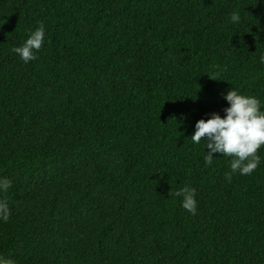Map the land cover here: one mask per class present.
<instances>
[{
    "label": "trees",
    "instance_id": "16d2710c",
    "mask_svg": "<svg viewBox=\"0 0 264 264\" xmlns=\"http://www.w3.org/2000/svg\"><path fill=\"white\" fill-rule=\"evenodd\" d=\"M41 23L25 64L12 49ZM261 55L264 0H0V255L264 264V160L229 182L231 158L190 139L231 88L264 100Z\"/></svg>",
    "mask_w": 264,
    "mask_h": 264
},
{
    "label": "clouds",
    "instance_id": "9594fccd",
    "mask_svg": "<svg viewBox=\"0 0 264 264\" xmlns=\"http://www.w3.org/2000/svg\"><path fill=\"white\" fill-rule=\"evenodd\" d=\"M230 22L241 23V15L233 11ZM45 43V27L41 23L22 45L14 47L12 51L25 64L37 59L36 53ZM259 63L264 65V55L259 57ZM210 77V76H209ZM215 79L214 77H210ZM217 80V79H215ZM228 106L223 109V117L216 112L210 114L207 120L200 119L195 123V131L190 139L194 144L204 141L205 164L212 165L213 154L219 153L223 157H230V172L225 176L231 182L234 174L251 175L261 164L264 157L259 151L264 147V100L254 95L242 94L238 89L231 88L224 95ZM12 181L7 177H0V197L7 194ZM182 196L180 204L187 212L195 215L197 212L196 189L185 186L175 193ZM11 215L9 203L6 198H0V221L8 222ZM0 264H16L13 259L0 255Z\"/></svg>",
    "mask_w": 264,
    "mask_h": 264
}]
</instances>
